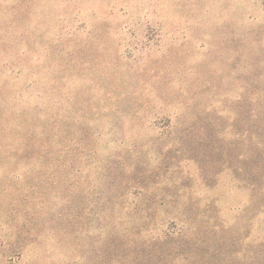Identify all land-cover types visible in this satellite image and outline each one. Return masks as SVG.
Returning a JSON list of instances; mask_svg holds the SVG:
<instances>
[{"label":"rangeland","instance_id":"1","mask_svg":"<svg viewBox=\"0 0 264 264\" xmlns=\"http://www.w3.org/2000/svg\"><path fill=\"white\" fill-rule=\"evenodd\" d=\"M0 264H264V0H0Z\"/></svg>","mask_w":264,"mask_h":264}]
</instances>
